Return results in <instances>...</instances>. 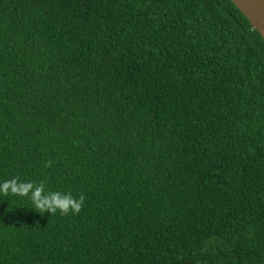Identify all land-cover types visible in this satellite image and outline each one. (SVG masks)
<instances>
[{
    "label": "trees",
    "instance_id": "trees-1",
    "mask_svg": "<svg viewBox=\"0 0 264 264\" xmlns=\"http://www.w3.org/2000/svg\"><path fill=\"white\" fill-rule=\"evenodd\" d=\"M13 178L85 205L0 197V264H264V39L231 0H0Z\"/></svg>",
    "mask_w": 264,
    "mask_h": 264
},
{
    "label": "clouds",
    "instance_id": "clouds-1",
    "mask_svg": "<svg viewBox=\"0 0 264 264\" xmlns=\"http://www.w3.org/2000/svg\"><path fill=\"white\" fill-rule=\"evenodd\" d=\"M27 198L28 205L19 206L34 210L40 214L47 212L50 215H77L85 205V196H74L71 191L46 190L43 183L37 185L32 181L18 179L0 180V197ZM23 201L24 199H20Z\"/></svg>",
    "mask_w": 264,
    "mask_h": 264
},
{
    "label": "water",
    "instance_id": "water-1",
    "mask_svg": "<svg viewBox=\"0 0 264 264\" xmlns=\"http://www.w3.org/2000/svg\"><path fill=\"white\" fill-rule=\"evenodd\" d=\"M264 39V0H231Z\"/></svg>",
    "mask_w": 264,
    "mask_h": 264
}]
</instances>
